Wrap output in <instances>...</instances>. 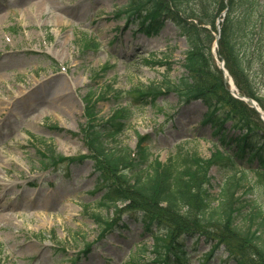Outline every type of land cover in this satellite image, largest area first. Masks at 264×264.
Returning a JSON list of instances; mask_svg holds the SVG:
<instances>
[{"label": "rangeland", "instance_id": "1", "mask_svg": "<svg viewBox=\"0 0 264 264\" xmlns=\"http://www.w3.org/2000/svg\"><path fill=\"white\" fill-rule=\"evenodd\" d=\"M42 1L0 0V178L13 186L10 200L21 193L37 199L30 207L10 208L0 219V264H157L153 234L170 224L158 227L154 221L149 227L130 204L106 230L91 217L104 191L96 189L98 175L80 136L87 123L82 100L90 92L103 95L108 86L121 94L164 81L177 84L189 47L171 23L147 32L139 20H129L125 6L137 0ZM60 82L70 97L68 107L47 92ZM259 82L264 97V79ZM108 96L113 99L97 104L101 119L130 102ZM141 106L121 147L134 152L140 138H147L144 147L162 163L181 146L210 157L215 129L204 124L207 107L201 101L170 92ZM223 115L215 118L218 123ZM232 123L224 128L236 137L240 132L232 131ZM42 154L57 163L45 162ZM221 173L217 166L210 170L216 196ZM247 189L248 201L264 205L258 193L264 183L251 173ZM114 213L103 216L116 218ZM177 241L190 253L188 264H233L225 247L207 259L212 248L204 238Z\"/></svg>", "mask_w": 264, "mask_h": 264}, {"label": "trees", "instance_id": "2", "mask_svg": "<svg viewBox=\"0 0 264 264\" xmlns=\"http://www.w3.org/2000/svg\"><path fill=\"white\" fill-rule=\"evenodd\" d=\"M129 13L139 18L147 32L158 31L167 21L177 28L189 46L183 63L186 76L177 84L164 81L127 92L123 97L130 102L119 105L109 119L99 117L97 104L113 99L108 94L122 93L109 87L103 95L90 92L84 99L87 124L81 133L99 174L98 189L104 191L91 217L101 228H108L111 219L103 212L115 209L114 214L119 215L120 207L130 204L158 227L170 224L175 229L168 226L153 235L157 264H188L190 253L177 242L184 235L204 238L212 246L207 259L225 247L233 264H264V205L248 201L245 197L251 190L243 191L248 173L264 183V124L250 105L231 95L212 53L216 24L223 19L218 59L224 62L240 95L256 101L264 111L263 84L259 82L264 79V0H137ZM170 92L208 106L205 122L215 129L209 158L181 146L162 163L151 159L144 147L147 138H140L135 152L121 147L120 138L141 105ZM217 111L224 112L219 123ZM227 121H233L232 129L241 134L230 137L224 128ZM42 156L55 162L54 156ZM216 166L223 177L218 196L212 194L210 177ZM258 193L264 197V189Z\"/></svg>", "mask_w": 264, "mask_h": 264}, {"label": "bare ground", "instance_id": "3", "mask_svg": "<svg viewBox=\"0 0 264 264\" xmlns=\"http://www.w3.org/2000/svg\"><path fill=\"white\" fill-rule=\"evenodd\" d=\"M42 4H46V1H42ZM45 6V5H44ZM44 6L40 7L41 11H44ZM77 15V14H74ZM52 82L49 80L48 81V85H51ZM65 83L64 82H60L56 85H54V87L52 86V88L50 89L49 86H47V92L48 94H51L53 99H61L64 100L66 102V106L68 107V102L70 101V97H65ZM67 96V95H66ZM65 111V113H69V110L65 107L63 109ZM0 163H2V161L0 160ZM3 164V163H2ZM0 168L2 170H4V168L2 166H0ZM33 188V187H31ZM15 189V187H14ZM13 192V186L10 183H5V181L3 180V178H0V219H5L8 215H10L7 211H10V208L15 209L16 206L22 205L24 207H30L32 206V201H37V199H32V196L30 195H24L23 193L19 194L18 196L15 195V197L13 199L10 200V193ZM20 198V199H19ZM11 219H6L4 221H10Z\"/></svg>", "mask_w": 264, "mask_h": 264}, {"label": "water", "instance_id": "4", "mask_svg": "<svg viewBox=\"0 0 264 264\" xmlns=\"http://www.w3.org/2000/svg\"><path fill=\"white\" fill-rule=\"evenodd\" d=\"M245 101H250L249 99H245ZM252 104L254 105V107H255V104L252 102ZM257 111L261 114V116H262V119L264 120V114L261 112V111H259L258 109H257Z\"/></svg>", "mask_w": 264, "mask_h": 264}]
</instances>
